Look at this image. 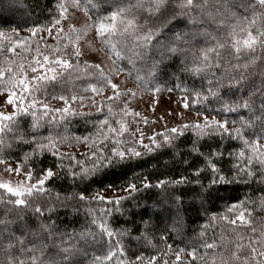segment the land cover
I'll use <instances>...</instances> for the list:
<instances>
[{
  "label": "clouds",
  "instance_id": "9594fccd",
  "mask_svg": "<svg viewBox=\"0 0 264 264\" xmlns=\"http://www.w3.org/2000/svg\"><path fill=\"white\" fill-rule=\"evenodd\" d=\"M0 264H264V0H0Z\"/></svg>",
  "mask_w": 264,
  "mask_h": 264
}]
</instances>
